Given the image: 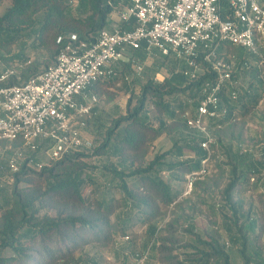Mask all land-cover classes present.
I'll use <instances>...</instances> for the list:
<instances>
[{"label":"trees","instance_id":"1","mask_svg":"<svg viewBox=\"0 0 264 264\" xmlns=\"http://www.w3.org/2000/svg\"><path fill=\"white\" fill-rule=\"evenodd\" d=\"M106 1L9 0L10 4L0 16V48L7 50L25 38H31L35 49L48 51L51 62L47 67L57 59L71 35L93 42L99 32L107 28L112 10L106 5ZM144 47L145 44L134 51L135 63L145 61ZM7 52L10 53L9 50ZM221 54L225 57L230 55L235 62L236 74L248 76L249 81L238 101H232L228 93L223 94L222 100L227 113L220 118H208L207 129L231 123L236 113L251 114L264 99V71L259 61L232 45L224 46ZM26 58L24 53L14 56L11 64L25 67L18 68L20 79L12 78L9 84L26 81L44 70ZM157 59L162 62V72L169 65L174 71L176 66L179 69L174 57ZM115 70L116 76L90 85L84 93L99 96L104 89L117 85L120 81L131 84L134 80L127 79L133 74L132 61H120ZM175 72L170 76L164 75L163 81L148 78L142 82L135 106L131 108L129 105L127 116L116 119L108 130L104 143L92 149L95 154L105 155L110 147L114 156L125 161L141 156L151 140L164 133L171 134L175 128H167L169 123H174L177 128L183 125L195 131L175 141L167 152L155 155L146 168L126 172L111 166L110 173L120 181L123 192L121 202L131 209L129 214L132 215L127 214V222H121L119 216L116 219L118 228L113 227L109 216L113 198L91 200L84 194L85 186L91 184L86 177L89 165L85 161L89 150L75 151L61 160H51L39 171L37 159L26 152L21 171L12 176V187L0 202V264L28 261L31 253L35 252L39 264H82L81 257L74 255L85 246L106 243L120 232L122 236L129 238L132 234L129 228L134 224L131 216H136V220H141L148 226L150 239L157 235L158 229L153 224L154 221L162 211L172 207L182 194L176 187V182L187 174L199 172L203 161L209 157V150L203 146L206 142L203 132L188 123V118L197 117L196 105L202 95L201 85L209 75L188 83L179 70ZM147 102L160 115L157 126L150 122L145 113ZM168 156L171 160L167 159ZM260 158L261 160L251 153L235 156L230 163L231 180L222 191V208L226 209V213L221 216L233 226L229 240L236 248L242 264H264L263 253L258 245L262 229L252 233L253 226H248L249 214L241 212L235 198L238 186L249 185L252 179H259L264 172V150ZM164 171L168 172L169 180L161 176ZM127 178L139 180V185L130 187ZM22 182L28 183V186L21 187ZM49 202L59 204L56 214L40 216ZM68 205H76L83 212L70 213L66 209ZM100 226L103 228L100 229ZM194 237V242L189 246L192 249L191 257L182 260L181 264H211L213 261L216 264H233L228 251L216 236L206 235L203 238L194 233ZM36 246L38 249L34 251L32 248ZM5 250L12 255L5 256ZM148 250L146 248L141 256ZM141 256H136V264H140ZM123 264L127 262L124 261Z\"/></svg>","mask_w":264,"mask_h":264},{"label":"built area","instance_id":"2","mask_svg":"<svg viewBox=\"0 0 264 264\" xmlns=\"http://www.w3.org/2000/svg\"><path fill=\"white\" fill-rule=\"evenodd\" d=\"M106 5L118 16L113 28L102 29L93 42L71 35L57 59L28 80L9 84L20 79L21 65L0 60V146L19 143L8 160L12 176L21 171L24 154L37 152L42 144L49 143L50 160L94 148L72 123L81 118L85 126L91 119L97 96L84 91L116 76L120 61H132L133 74L139 76L146 61L171 56L188 83L209 75L201 85L197 117L188 118L191 127L203 132L207 149L213 138L206 120L227 113L223 94L238 101L247 88L231 56L221 54L223 47L242 49L264 71V0H107ZM144 44L145 61L135 63L134 51ZM159 76L155 79L163 81L164 75ZM207 160L199 172L188 175L189 191L193 176L205 173ZM148 254L140 257V264Z\"/></svg>","mask_w":264,"mask_h":264},{"label":"rangeland","instance_id":"3","mask_svg":"<svg viewBox=\"0 0 264 264\" xmlns=\"http://www.w3.org/2000/svg\"><path fill=\"white\" fill-rule=\"evenodd\" d=\"M9 4V0L0 2V16ZM117 21V14L112 13L108 18L107 28H113ZM7 50L0 48V60L5 63H13L14 56L20 53L26 54V59H29L33 64L36 63L37 67L42 70L51 62L48 51L35 49L31 38H25ZM161 64V60L157 58L148 60L145 62L144 72L141 73V76L132 74L134 80L131 84L120 81L117 85L104 89L99 96L96 95L97 103L93 107L91 119L87 120L85 126H82L80 125L82 119L76 118L72 127L78 130L83 139L92 141L95 148L99 147L106 140L107 132L113 126L114 121L127 116L130 106L131 108L135 106L142 82L148 78L155 79L158 74H160L159 78L162 74L170 76L171 73H176L175 71L178 70L177 66L174 71L173 67L169 65L162 72L160 71ZM142 76H144L143 79ZM243 81L248 83L249 77L245 76ZM129 102L130 104H128ZM145 110L150 122L157 126L160 115L155 108H151L150 102H147ZM173 124L169 123L167 126L169 129L175 128L171 134L164 133L151 140L148 148L141 156L131 157L129 160L123 161L114 156L110 147L105 155L95 154V150L92 149L86 152L89 155L85 158L89 165L86 177L91 184L85 186L84 194L91 200L113 198L109 216L115 229L119 226L116 219L120 216L121 220H119L126 223L127 214L131 213V209L121 202L123 192L120 181L113 177L109 171L110 168H121L126 172H132L137 168H146L155 155L167 152L175 141L195 132L183 125L177 128ZM207 130L212 136L213 142L208 144L209 157L205 163V173L193 176L191 191L188 188V175L190 174L176 182V187L181 190L182 194L172 207L162 211L161 215L154 221L153 224L158 229L157 235L150 239L147 231L148 226L141 220H136V216H131L134 219V224L129 228L132 234L128 239L122 236L120 232L106 243L96 244L97 246L95 244L85 246L74 255L81 257L82 264H123L124 261L127 264H136L138 260L136 256H141L146 248L149 249V254L144 264H181L182 260L191 257L192 249L189 246L195 240L194 233L203 238L206 235L216 236L225 250L228 251L232 263L242 264L236 248L229 240L233 226L221 216V214L226 213V209L222 208V191L231 180L230 163L235 156L251 153L261 160L260 155L264 150V100L251 114L236 113L231 123ZM18 145L19 143L15 142L12 144L4 143L0 146V188H2L0 189V202H2L3 196L8 195L12 187V174L9 170L8 160ZM48 148L49 143H45L37 152H27L28 155H33L37 159L38 171L51 161ZM167 159L171 160V157L168 156ZM161 176L169 180L168 172L164 171ZM127 182L130 187L139 185L137 179L127 178ZM20 186H28V183L22 182ZM235 198L241 212L249 214V219L251 214L256 219L260 216L261 222L256 221V225L259 223L258 225L264 233V172L259 179L251 180L249 185L238 186L235 191ZM58 206L59 204L52 202L47 203L40 216L45 214L54 216ZM66 209L70 213L80 214L83 212L76 205H68ZM102 228L100 226V229ZM102 231L106 234L105 230ZM259 239L258 245L264 257V236L259 237ZM32 249L36 251L38 246ZM4 255L11 256L12 253L5 250ZM216 263L213 261L211 264ZM19 264H39L37 253H31L28 261Z\"/></svg>","mask_w":264,"mask_h":264},{"label":"crops","instance_id":"4","mask_svg":"<svg viewBox=\"0 0 264 264\" xmlns=\"http://www.w3.org/2000/svg\"><path fill=\"white\" fill-rule=\"evenodd\" d=\"M244 155L245 154H243L242 156H244ZM189 157H191V156H189ZM254 215L256 216V214H254ZM252 216L253 215L251 214V218L249 219L248 226H250V227L253 226L252 233L253 232H255V233L260 232L261 227L258 225L259 223H257V225H256V221L261 222V220L259 219L260 216L257 219L255 217H252ZM262 236H264L263 230H262V234L260 235V237L262 238Z\"/></svg>","mask_w":264,"mask_h":264}]
</instances>
